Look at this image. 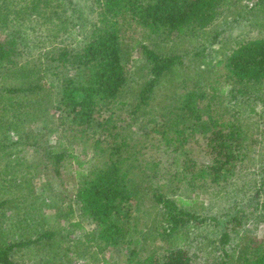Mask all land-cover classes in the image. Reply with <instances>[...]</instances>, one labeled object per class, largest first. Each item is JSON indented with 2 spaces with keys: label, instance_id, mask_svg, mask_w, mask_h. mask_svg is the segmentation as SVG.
Segmentation results:
<instances>
[{
  "label": "trees",
  "instance_id": "16d2710c",
  "mask_svg": "<svg viewBox=\"0 0 264 264\" xmlns=\"http://www.w3.org/2000/svg\"><path fill=\"white\" fill-rule=\"evenodd\" d=\"M240 1L0 0V227L12 208L22 227L16 238L0 235V264H63L58 231L37 212L46 197L36 192L39 174L63 187L72 182L63 193L50 190L47 206L83 229L106 264H264V237L243 231L264 221V140L254 137L261 146L251 150L246 122L259 115L264 137V0L250 7L258 26L239 13L205 34ZM175 37L194 42L184 48L193 67L160 46ZM216 42L227 53L213 61ZM134 53L139 62L130 70ZM169 73L177 78L147 108ZM75 144L92 151L89 159ZM250 150L257 168L246 172ZM183 187L225 194L224 210L202 215L196 197L176 192ZM146 193L156 209L151 225L141 208ZM208 220L221 223L217 236L198 230L192 250L172 244ZM85 221L93 226L85 230Z\"/></svg>",
  "mask_w": 264,
  "mask_h": 264
},
{
  "label": "rangeland",
  "instance_id": "374dc122",
  "mask_svg": "<svg viewBox=\"0 0 264 264\" xmlns=\"http://www.w3.org/2000/svg\"><path fill=\"white\" fill-rule=\"evenodd\" d=\"M255 1L256 0H241L237 5L230 6L229 8L224 10L223 14H221L214 21L208 33H205V34L212 35L213 30L215 29L223 30L222 28H224L226 24L229 25L231 23V19L236 17V15L239 13H241L246 18H248V20L254 21L255 25H257V21H259L258 19H259L260 13L256 11L254 8H253V11H250V7L254 5ZM260 12L264 13V5L261 6ZM227 28L225 29V32L223 33V35L227 33L226 31ZM233 29L238 30L235 27ZM140 32L141 31L135 28L133 31L132 37L140 38L141 37ZM244 32L242 33L237 32L236 34H243ZM174 39H177V41L170 40L168 42H161L160 46L163 47L164 50L173 51V52L176 51V52L181 53L184 65H187V63L189 62V67H193L194 65L192 61L190 62L189 60V54H184V52H185V49L192 48L193 47L192 45L194 44V42L193 43L189 42L188 40L181 38V37L179 38L175 37ZM205 41H207V39H205ZM211 46L212 48L216 50V51H211V55L214 57L213 61L219 57H223L225 53H227L225 52V49L223 51L220 49V46H221L220 43L216 42L214 45L212 44ZM136 58H137V53H134L131 63H129V66L127 65L130 70H132L135 67V65L138 64L139 61ZM192 73L193 72H191L190 74ZM173 77L177 78V75L175 74L174 76L173 74L169 73L161 78V82L155 88V91L147 105V108L152 107L153 109H155L157 107L158 103L163 99L164 95L168 92L167 87H169L170 84L172 85ZM257 108L261 110L262 106L258 105ZM257 118L261 121V119L259 118V115H251L248 118H246V122L248 123V126L251 127L254 133V136L251 135V138L249 139V143H250L249 145H250L251 150L255 148H260L261 146L260 143L256 142L254 137H257L259 141L264 140V137L260 136L258 133L259 128L257 126L259 124H258ZM58 131H59V127H56L52 133L54 134ZM52 133H51V136L53 135ZM73 149H74V152L83 160L89 159V157L92 154L91 150L81 147L79 144L73 145ZM251 150L249 152L250 157L247 161L248 166H247L246 172H250L251 170H254L257 168V164H255V157L253 156V151ZM26 152H27V155L29 156L33 155L31 153V149L26 150ZM86 166L87 165H83V167H86ZM75 167H76V164L74 162L67 165V168L63 172V179L65 180V182L68 183V180H73L74 173L70 168H75ZM33 180H34V183L36 184L37 195L40 197L46 196L45 202L39 203V208H37V212H42V213L44 212V217H46V219L49 220L50 225H52L58 231L56 238L59 241V243L63 245V248H64V250L61 251L62 260H64L63 264H106L102 260V255L97 252L96 247L87 245L84 242L83 229L73 226L72 224H70V222L67 219L54 218L53 213L55 211V206H51V207L47 206L48 203H51V198L47 195V193L50 190L52 192H54V190L55 191L60 190L63 193L64 188H70V185H72V182L70 181L67 184V187L59 186L58 185L59 181L57 178L50 177L49 175H46V174H39V176H35ZM47 180H50L52 182L53 187L49 189V187L44 185V189H42L40 186ZM196 191L198 193H196L195 191H190V189L183 187V188H179L176 192L180 194L181 196H189L191 198L196 197V200H195L196 211H198L199 213H202V215L204 216H206V214H209L211 212H217V211L218 212L216 214H219L220 212L224 210V206H223L224 200L228 199V197H226L225 194L224 195L223 194L222 195H208L200 191L199 189ZM148 195L149 194L146 193L142 196L141 208L142 209L146 208L151 213L146 218L147 221L151 225L154 222L153 216L155 214L153 213V211H155L156 209L151 206L152 201L150 200ZM240 196L241 195L237 193L235 195V200L238 199ZM231 198H234V197L231 196ZM55 200H56L57 206H60V198L56 197ZM20 210L23 211L24 209L20 208ZM14 212H15L14 208L8 209L6 211L5 217L3 218L2 225L0 227V230H1L0 235L7 236L10 238L18 237L19 231L20 229H22V227L13 224L12 218H13ZM221 218H223V221H224V217H221ZM35 223L36 222H34V225ZM84 223H85V230L90 229L93 226L92 224L86 221ZM202 224L203 225L198 228L195 226L190 227L188 230V236L186 238L182 232L181 234L176 235L171 240L173 242L172 244L173 245H184L188 247V249L192 250L194 249L196 245L194 241H191L189 243L191 235H195L196 232L199 230L201 234L206 233L208 238L209 237L212 238L214 236H217V233L219 232L220 227H221V223L216 225L214 224L212 220H208L207 222L202 223ZM29 231H31V229H29ZM243 231L248 232L256 236L257 238H263L264 237V221L262 220L253 221L252 220L250 223H246L244 225ZM150 239L153 240V238H150ZM156 242H161L162 244L169 245V243L166 240L161 241L157 239ZM110 252L106 251L104 253L105 256L108 257L109 259L115 258L116 256L112 255L114 252H111V253ZM200 254H201V259H203L205 256L208 255V252L200 251ZM13 258L18 262L23 259L17 254H14ZM22 264H32V261L27 260L23 262Z\"/></svg>",
  "mask_w": 264,
  "mask_h": 264
}]
</instances>
